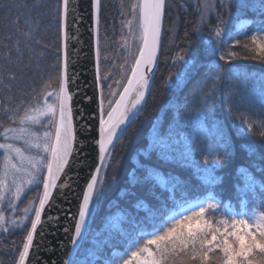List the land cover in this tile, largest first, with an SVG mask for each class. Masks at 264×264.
I'll list each match as a JSON object with an SVG mask.
<instances>
[{
	"label": "snow or ice",
	"instance_id": "1",
	"mask_svg": "<svg viewBox=\"0 0 264 264\" xmlns=\"http://www.w3.org/2000/svg\"><path fill=\"white\" fill-rule=\"evenodd\" d=\"M69 2L60 0L57 13L60 57L51 66L52 72L40 92L33 95L36 103L23 106L22 101L15 108L5 106L4 112L6 115L10 113L7 118L13 126L5 127L0 123V137L3 138L0 142V231L23 232L15 264H28L38 229L44 224L42 214L51 204L53 190L67 186L58 181L66 176V169L71 166L76 151L74 94L69 87ZM15 7V4H4L9 14ZM168 7V0H131L130 18L122 21L132 41L129 43L128 38H123V47L132 61L130 74L126 76V83L116 80L115 88L108 85L109 92L105 95L103 85L111 76H101V0H91L95 84L99 90L96 107L98 138L94 140L98 149L97 162L78 197L71 231L64 230L70 232L71 249L69 259L63 264H98L102 245L93 241L95 250L83 249V245L92 233L94 208L109 175L111 173V179H115L119 172L120 162L113 155L116 143L119 142L122 148H132L133 142L140 140H146L147 146L141 145L131 157L133 167L128 173V183L141 191H126L123 195L134 197L133 206L142 209L144 215L133 216L128 230L117 229V237L110 235L106 238L103 243L110 249V254L103 264H175L177 259L181 264H264V200L260 205L248 208L249 197L254 198L257 190L264 197V145L240 143L239 150L251 162L237 166L236 181L226 199L215 191L217 186L225 183V176L219 173L237 151L229 118L237 135L251 133L262 141L264 121H257L250 113L252 100L245 103L246 98L241 95L238 102L234 93L229 91L220 105L224 118L214 120L211 127L204 123L207 115L216 114L213 98L218 86L231 78V70L224 65L237 59L264 63V26L251 30L249 34V25L254 21L247 18L248 11L264 15V0H197L198 16L192 26V35L200 34L199 38L193 40L189 33H185V46L169 57L170 70L163 79V87L177 93L196 81L200 85L193 93L196 106L189 107L187 101L161 103L160 114L149 121L146 106ZM233 17L238 21L235 25ZM24 24L27 30L17 28L16 32L40 44L30 17L24 20ZM233 29L244 39H234L227 49H223L226 38L232 37ZM16 43L18 45L20 41ZM16 51H20L19 47ZM216 53L223 64L201 63L209 54ZM121 68L124 69V65ZM15 78L13 73L12 79ZM259 95L261 104H264V77L260 80ZM168 110H173L175 116L164 129V113ZM181 120L187 122L185 127L191 125L190 131H178ZM145 122L150 126L147 135L141 136ZM197 140L202 146L193 147ZM181 142L184 151L179 154L180 162L182 167L194 170L199 181L196 186L171 171L162 170V164L176 162L170 152L173 144ZM197 151L200 159L196 158ZM153 152L156 153L155 161L152 160ZM41 186L42 191L37 197L20 209L22 215L13 218L5 214V202L7 208L15 212L17 201L27 191ZM53 219L48 217L49 221ZM39 235L42 236L43 232ZM77 254L82 258L76 259Z\"/></svg>",
	"mask_w": 264,
	"mask_h": 264
},
{
	"label": "trees",
	"instance_id": "2",
	"mask_svg": "<svg viewBox=\"0 0 264 264\" xmlns=\"http://www.w3.org/2000/svg\"><path fill=\"white\" fill-rule=\"evenodd\" d=\"M197 0H168L170 7L166 8L163 33L161 37V47L159 51V61L157 70L151 85V91L148 96L146 106L149 121L159 115L158 109L161 103L169 101L184 103L187 101L189 107L196 106L193 93L200 85L193 81L179 93L174 90L165 89L163 87V79L167 76L170 70V59L180 47H184L185 33H189L193 40H197L200 34L192 35V26L197 22L198 13L196 12ZM218 2V0H217ZM15 4L9 14L4 8V4ZM130 3L131 0H101V19H100V48H101V76L110 74L111 79L104 82L105 95L109 92L108 85L116 87L114 81L120 80L126 82V76L130 72L131 58L128 57L127 51L123 47V38L126 37V28L123 27L122 21L130 18ZM60 0H0V123L5 127L13 126L4 112V107L15 108L21 105L27 106L29 103L35 104L32 99L33 95L40 92L42 84L48 80L52 72V65L56 64L60 57V25L58 10ZM126 13L128 15H122ZM33 21L32 27L36 29L35 36L40 39L41 43L36 44L34 40H29L16 32L17 28L27 30L24 20L29 18ZM14 23V21H17ZM247 18L252 19L254 23L249 25V34L251 30L264 26V15L259 12H247ZM213 23L215 17H212ZM233 17V24L236 22ZM38 22V23H37ZM206 37V33L204 34ZM11 37V39H8ZM234 39L243 41L242 35H236L233 31L232 37L226 38L223 49H227L233 43ZM20 43L17 45L16 41ZM129 43H132L129 39ZM8 45L7 48L4 45ZM48 45V47H45ZM206 46V45H205ZM19 47L20 51L16 49ZM195 50V49H193ZM243 52V49L237 48ZM107 57V59H105ZM128 63L125 64V61ZM223 61H219V53L209 54L208 57L201 61L202 64L210 65ZM124 65V69L121 68ZM226 69H230V79H226L221 85L213 98L215 105V115H207L204 123L211 127L214 120H222L224 116L221 114L220 105L225 94L229 91L233 92L235 99L239 102L241 95L247 100H252L249 111L253 118L257 121H264V104L260 102V80L264 77V63L251 59H237L228 64H225ZM15 74V79H12V74ZM177 97L179 98L177 100ZM155 98V99H153ZM175 116L173 110H168L164 113V129L172 122ZM181 120L179 122L178 131L188 132L191 125ZM229 126L233 130V136L237 144L235 155L228 162V165L219 174L225 176V183L217 186L215 191L219 197L227 198L231 190L232 184L236 181L235 169L237 166L245 165L251 161L245 153L239 150L240 143L255 144L257 147L264 145L257 135L248 133L244 136L236 134L235 126L231 119L228 120ZM150 126L149 122H145L141 129V136L147 135V129ZM42 132L43 129H40ZM54 132V129H52ZM3 138L0 137V142ZM141 145L147 146L146 140L133 142L132 148H122L117 142L114 149V158L120 162L119 172L115 179L107 181L103 194L94 208L92 220V233L88 241L83 245V249H96V241L102 245L98 255L100 257L98 264H103L105 258L110 254V249L103 242L110 235L117 237V229L128 230L133 216H143V210L135 208L134 197L123 195L126 191L140 192L139 187L133 189L128 183V173L132 170L133 163L131 157L135 155V150ZM202 146L199 140L193 144V147ZM184 151V144H173L170 155L175 158L176 162L162 164V170L165 172H173L179 175L181 179L188 181L192 186H196L199 181L191 168L182 167L179 154ZM196 158L200 159V153L197 151ZM156 153H152V160L155 161ZM259 175V173H257ZM42 191V186L32 188L27 191L20 201L17 202L15 212H6L13 218L22 215L20 209L25 208L29 201L37 197L38 192ZM264 200L262 194L257 190L255 197H249L248 208L252 209L256 205H260ZM219 218V217H218ZM23 232L20 230H11L10 232L0 231V264H15V259L18 256L17 249L22 244ZM115 242V240H113ZM76 259L82 257L77 254ZM259 259V258H258ZM175 264H181L177 259Z\"/></svg>",
	"mask_w": 264,
	"mask_h": 264
},
{
	"label": "water",
	"instance_id": "3",
	"mask_svg": "<svg viewBox=\"0 0 264 264\" xmlns=\"http://www.w3.org/2000/svg\"><path fill=\"white\" fill-rule=\"evenodd\" d=\"M68 33L71 78L69 87L74 94L76 151L73 153L71 166L66 169V176L58 181L61 184L66 183L67 186L53 190L51 204L42 214L44 224L38 229L28 264H63L64 260L69 259L70 232L66 233L64 230L68 228L71 231L74 223L72 214L77 210L78 197L97 162L98 149L94 140L98 138L96 107L99 90L95 84L96 59L91 0H70ZM50 216L55 219L49 221ZM39 232H43V235H39Z\"/></svg>",
	"mask_w": 264,
	"mask_h": 264
},
{
	"label": "rangeland",
	"instance_id": "4",
	"mask_svg": "<svg viewBox=\"0 0 264 264\" xmlns=\"http://www.w3.org/2000/svg\"><path fill=\"white\" fill-rule=\"evenodd\" d=\"M236 23H238V21H236L233 25H235ZM233 31H235V29H233ZM126 32H127V33H126V38H128V40L131 39V37L128 36V30H126ZM17 202H18V201H17ZM3 210L5 211V213L8 212V211H10V212L12 211L11 209H8V208H7V204H6V202H5V205L3 206Z\"/></svg>",
	"mask_w": 264,
	"mask_h": 264
}]
</instances>
